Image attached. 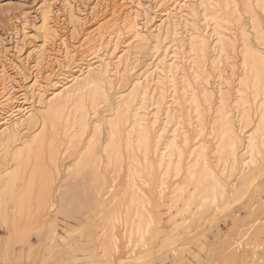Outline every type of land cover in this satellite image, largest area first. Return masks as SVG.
Instances as JSON below:
<instances>
[{"label":"rangeland","instance_id":"obj_1","mask_svg":"<svg viewBox=\"0 0 264 264\" xmlns=\"http://www.w3.org/2000/svg\"><path fill=\"white\" fill-rule=\"evenodd\" d=\"M71 1L0 0V72L6 71L8 75L12 74L11 76L17 80L16 84L19 87L22 86L26 89L33 83L36 74L41 76L40 73H37V59L41 51L49 50L50 45L53 46L52 41L57 40L59 45L65 39V41H69L71 47H73V43L78 46L84 40L86 34L91 33L100 24H104L113 17L112 13L119 8V3H125L124 0H117L118 2L113 0ZM248 1L250 2V9L243 6L242 0H220L216 7L211 6L210 10H206L205 6L202 7L198 2H189V6L182 12L183 14L179 12L180 15L184 16H182L179 25L176 26L178 33L173 34L176 40L171 43L173 45L172 50L177 49L176 51L179 52L178 58H173V60L179 62V73L177 75L179 86L184 84L183 78L187 76L189 80L194 82L198 91L207 86V90L210 89L214 92L218 87V80L214 78L217 70L212 69V60L215 55L212 50H209L206 65L203 66V59L192 51L191 42L195 34H193L194 23H192L191 11L197 10L199 13L197 24L201 27L206 22V20H203L206 14L217 12V19L223 24L222 31H224L227 49L223 51L220 65L231 81L226 91L228 92L229 109L232 112L234 111L232 107L234 106L233 100L236 99L237 91L240 89V82L246 77V71L242 67V51L247 43L255 50L261 49L260 40L262 37L261 27L264 25V9L261 4L257 5L254 0ZM142 2L146 3L145 0H142ZM70 4L74 5V10L79 14L70 15ZM237 4L240 5L239 9L236 7ZM48 5L51 6L52 10L50 24L55 33H52L46 40L42 14L44 8ZM156 10L155 6L151 4L150 16L156 17L158 21L155 18L149 21L146 16H142L140 20L142 33L146 38L145 41L140 37L126 35L122 38L125 41L124 44L113 51H108L107 57L110 56L109 58H115V60L119 56L128 54L129 62L128 67L122 65L119 69L120 77L117 75V86L107 101L106 108L98 109L101 112L100 119L103 121L111 115L112 108L117 103V91L122 89L124 85L122 77L127 76L128 79L125 85L129 87L132 82L138 79L141 68L150 61L149 58L156 40L152 36L157 34L156 29L160 23V17L157 16L159 12H156ZM127 11L126 9L123 13L122 10L120 15H125ZM105 15L108 16V19ZM240 17H243V25L248 32V40L241 29ZM172 23L170 27H173ZM255 24L258 25L259 33L254 28ZM80 26L82 27L80 28ZM215 27L216 23L211 20L207 32L213 38L211 39L213 41L212 46H215L218 41L217 36L214 34ZM79 30L80 32H78ZM172 30L175 31V29ZM167 39L169 40V38ZM182 54L185 59L179 60V56ZM171 55L170 58L174 57L175 53L171 52ZM93 57H95V54L89 57L88 60ZM95 60L92 59L91 63L98 65V61L95 62ZM66 65L67 67L61 69L64 70V73L70 75L72 72H76L77 67L75 68L71 63H66ZM132 67L133 69H131ZM72 68L74 70L70 72ZM129 69L131 70L128 71ZM205 69L212 72L211 83L208 85L205 81L207 75ZM61 70L59 69L57 73ZM198 75L201 80L197 85ZM46 76L43 77L42 75L45 79L41 81L43 82L40 92L42 98L52 97L53 92H57L60 85L68 81L60 75L54 77L55 80L53 79V82H51L46 80ZM164 84L165 86L169 85L168 79H164ZM248 91L249 97L253 98V89L250 88ZM22 93H26V91ZM19 98H21L20 102L22 103L19 102V104L21 107L23 106L22 110L23 108L26 110L36 109L42 104L38 102L37 95L30 93L21 95ZM176 98L181 101V106L178 108L176 100L171 98L170 106L180 121L177 140L186 152L187 158L178 179L177 176H173L163 187H157V190L165 188L163 197L160 200L161 207L158 208L153 203L147 204L146 213L150 216V220L155 223L151 230L145 231L147 235H144L143 239L142 236L136 233V227L139 225L136 207L133 206L128 210L126 203L131 193L136 196L140 190L143 192L150 188L148 170L144 166H140L143 178L137 182L135 188H132L126 170L117 176L115 165L108 166L107 171L109 172V178H111L110 181L115 180L112 182L113 185L109 193L104 198L103 204L105 206L102 211L97 212V203L100 199V196H97L98 199L92 202L84 201L76 208L77 210L65 214L63 213L62 196L70 187L79 184L80 180L71 177L68 172V169L72 168L74 164L77 151H71L68 156H65L64 152L68 150H64L56 162L51 161L48 165L52 182L49 190L50 195L46 200L47 210L43 212L45 215L43 221L39 210V202L37 201L38 186L28 190L27 180L33 165L28 167L25 180H21L14 186L0 184V205L2 209L0 212V242H2L0 244V264H112L113 261L115 264H177V262L179 264H193L194 261L196 264H200V261H205L207 264H235L236 261L245 262V264H260V261L264 260V169L261 167L262 143L259 133H256L258 136L256 143L259 150L257 162L249 169L242 171L239 162L236 161L233 165L235 171L232 169V176L220 178L222 181L221 189H223L224 194L220 196L219 204L228 203L227 206L229 207L219 214H215V208L211 203H206L210 198L202 199V195L205 193L200 174L204 171V164L200 161L199 167L195 166V179L191 178L192 176L189 175L187 169L197 163V150L201 145L208 149V158L213 155L212 146L209 142L210 137L207 133L210 132L216 117L214 110L220 106V97L215 92L212 99V108L204 110L205 135L199 140L195 136V129H198L197 126L199 125L198 118L193 113V125H190L188 113L186 112L187 108H185L187 104L186 96L181 88L176 93ZM113 101H115V104H113ZM263 103L264 99L259 97L253 100V110ZM91 119H95V114H92ZM165 120L166 113L163 112L160 126L163 125L162 122H165ZM251 125V127L248 126L245 129L246 136L255 132L254 122ZM35 129L36 127H33L27 130L26 133H33ZM184 133H187L191 138V142L187 145L183 143ZM173 134L175 133L171 132L170 136ZM4 157L5 155L2 153L0 155V166L2 163H6ZM156 159L158 157L154 158L155 161ZM6 160H8V157ZM106 166L104 164V167ZM13 168V163H11L2 170L5 173ZM5 169L7 170L5 171ZM85 187L87 186L85 185ZM89 192L91 193V191ZM51 205L53 208L49 207ZM201 205H204L203 209ZM116 208H121V217L125 221L116 222L113 229V238L108 227L102 223L95 228L93 236L81 235L85 228L92 227L95 220L102 222L105 212ZM4 214L9 226H6L3 222ZM142 225L144 226V223ZM248 229L250 230L247 240L252 245H249V249V246L247 247L248 251H238L237 259L233 260V257H229L232 254L233 241L235 242ZM11 240L15 242L14 245L10 248L6 247L4 243ZM107 242L109 246L105 249L104 243ZM231 244L232 246H230ZM116 247L120 249L119 252H114ZM131 256H135V258L129 259ZM121 260L124 261L120 263Z\"/></svg>","mask_w":264,"mask_h":264},{"label":"bare ground","instance_id":"obj_2","mask_svg":"<svg viewBox=\"0 0 264 264\" xmlns=\"http://www.w3.org/2000/svg\"><path fill=\"white\" fill-rule=\"evenodd\" d=\"M113 1L118 2L119 0ZM145 1L146 3H143L142 0H124L125 3H119V8L112 13L113 17L107 22H103L104 24H100L94 31H91V33L86 34L84 40L80 42L78 46L71 43L73 45V47H71L70 43H68L69 41L67 42L65 39L60 42L59 45L56 39V41H52L53 46L51 47L50 45L49 50L41 51L37 59V73H40L41 76L36 74L34 81H32L33 83L26 89L23 87L25 90L22 86H20V88L19 85L16 84L17 80L11 76L12 74L8 75L6 71L0 72V155L2 153L5 155L4 161L6 162L2 163L0 166V184L14 186L21 180H25L28 167L33 165L27 180L29 184L28 190H31L34 186H38L37 201L39 202L42 221L45 217L43 212L47 210L46 200L50 195L49 190L52 182L48 165L51 161L56 162L64 150H69L68 146L72 144L74 140L76 146L72 151H77V157L74 160L73 166L81 157H84L90 166L89 178L87 181L80 180L79 184L70 187L63 194V213L66 214L70 211H75L82 202H92L98 199L97 196H100L97 203V212H101L105 206V204H103L104 198L109 193L113 185L112 182L115 180L112 179L113 181H110L111 178H109V172L107 171L108 166L115 165L117 176L121 175L122 171L126 170L129 184L132 188H135L137 182L142 180L143 175L141 174L140 166H144L148 170L150 188L143 192L140 190L136 196L131 193L126 203V208L128 210L133 206L136 207V214L139 217V225L136 227V233L140 236H144L145 231L148 230L147 225L150 221V216L146 213L147 204L153 203L156 207H161L160 200L163 197L165 188L157 190V187H163L168 180L176 176L178 169L180 173L183 170L184 161L187 157L186 152L182 149L177 140V133L180 129L176 128V125H178L180 121L178 120V116L173 112L170 104L171 99L177 100L176 93L180 88L183 90L185 96L186 94L184 93L185 84L179 86L177 81L178 73L176 69H179V62L173 60V58H178L179 52L176 51V48V50H172L173 45L171 43L176 40L173 34L178 33L176 31V26L179 25L182 16H184L180 15V13L187 8L185 5L189 6V2L194 1L195 3L198 2L199 5H205L206 10H208L211 6L218 4L220 0ZM242 2L246 9H250L251 6L248 0H242ZM254 2L260 5L262 0H254ZM106 3L108 4V2ZM151 4L157 9L156 12H159L157 16L160 17V23L156 29L157 34L152 36L155 37L156 40L153 44V52L149 58L150 61L141 68L137 77L138 79L132 82L129 87L125 85L128 79L127 76L122 77L124 79V85L122 89L117 91V103L112 108L111 115L105 119L106 124L110 125L113 118H115L121 123L122 127L119 129L116 141L112 145L108 144L110 129L106 127L105 140L103 141L104 146H100V141L98 139L95 155L89 156L87 154V148L88 145L92 143V137L81 135L84 121L91 119L92 114H95L93 111V109L96 108L95 101L105 92L107 93V101L110 99V96L117 86V75L120 77L119 69L122 65L128 67L129 62L128 54L119 56L116 58L117 60H115V58H109L110 56L107 57V54H109L108 51H113L124 44L125 41H123L122 38L126 35L140 37L143 41L146 40L142 33L140 20L142 16L149 18V21L154 18L156 19V17L150 16L149 11ZM73 6H70V15L72 14L74 16L76 11ZM126 9L128 11L125 15L123 14L124 16H121L120 13H122V10L124 13ZM51 13V6L48 5L44 8L42 14L43 30L46 40H48L52 33H55L50 24ZM76 14H79V12ZM198 14L197 10L191 11V15L193 16L192 23H194L193 34H195L194 38L197 45L195 53L203 59V66H205V57L207 58L208 51L212 50L215 55L212 60V69L217 70L214 78L218 80V87L214 92L210 89V91L207 90V86L198 91L194 82L188 79L193 87L186 96L185 100L187 104L185 108H187L186 112L188 113L190 125H193L192 114L195 113L199 121V125L197 126L199 128V117H203L204 120V110L212 108L214 93L216 92L220 97V106L214 110L216 117L210 128V132L207 133L208 137H210L209 142L212 146L213 155L208 158V153L206 154L208 164L200 174L205 193L202 195V199H206L207 197L216 199L224 194L223 189H221L222 181L220 178L224 177L222 174L225 169H227L228 176L231 177L233 165L236 161L239 162L240 170L243 171L249 169L258 160L257 155L259 150L256 143L258 136L256 133H260L261 121L264 120V109H262V104H260L253 110V100H256L260 95L258 88L259 81L257 79L260 66V49L255 50L247 43L242 51L241 58L243 69L245 70L244 62L246 57L249 58L250 66L245 70L246 77L242 79L245 83L242 84L240 82V89L237 91L236 99L233 100L234 106L232 107L234 111L232 112V110L229 109L228 92L226 91L231 81L226 75V71L222 69L220 65L223 51L227 50L224 40V31H222L223 24L217 19V12H214L204 16L203 20H206V22L201 27L197 24ZM107 15H105L106 19H108L109 16ZM166 19H168V21H166ZM156 20L158 21V19ZM200 20L202 19L200 18ZM211 20L216 23L214 34L217 36L218 41L215 46H212L213 41L211 39L213 38H211V35L207 32V27ZM84 23L86 25L85 21ZM171 23L173 27H170ZM81 27L82 26H80V28ZM254 28L259 33L257 24L254 25ZM172 29H175V31ZM82 31L85 32V30ZM78 32H80V30ZM151 35L153 34L151 33ZM167 38H169V40ZM246 38L247 40L249 39L248 35ZM193 43L194 41L192 39V51ZM171 52L175 53V56L172 58H170ZM94 54L95 57L90 59H96L95 62L98 61V65L88 60L89 57ZM182 59H185L183 54L179 56V60ZM66 63H71L75 68L77 67L76 72H72V70H74L72 68L70 71L72 73L70 75L64 73V70L62 71L61 69L67 67ZM253 68L256 69L255 73L253 72ZM59 69L61 73H57ZM89 69H92L91 76H89ZM131 69H133V67ZM206 71L207 75L205 81L208 85L211 83L209 78H211L212 72ZM42 75L43 77L47 75L46 80L51 82H53L54 77L60 75H62L63 79L68 81L61 84L59 90L57 86V92H53L52 97L42 98L40 94L43 83L41 82L43 79ZM173 77H176V84L179 86L178 89L173 84ZM165 78L168 79V86L164 84ZM250 88L253 89V98H250L248 94V89ZM24 91H26L27 94L37 95L39 98L38 102L42 103L41 106L36 109L32 108L31 110H26L23 108L22 110L23 106L21 107L20 105L22 102H20L21 98H19V96L26 94L22 93ZM205 91H207L212 98L211 103L205 104ZM222 91L225 94L224 98L221 97ZM241 93H244V95L242 96ZM193 96L197 97L200 103L201 111L199 117L196 110L197 105L195 103H189V100H191ZM222 99L227 102L222 103ZM169 109H171V114L169 113ZM163 112L166 113V120L162 122L163 125L160 126ZM253 122L255 132L246 136L245 130H241V124L243 123L246 129ZM54 125L55 128L53 127ZM165 125L168 127L165 128ZM33 127H36L33 133H26L27 130ZM149 128H151V146L150 148H145L143 145L144 133L148 131ZM213 128L215 129L214 131ZM87 130L95 133V125H92ZM196 130L197 129H195V131ZM160 132L164 133L163 137H160ZM171 132L175 134L170 136ZM185 134L186 133H184V135ZM187 136V144H189L191 138L189 135ZM234 142L237 143L235 151L232 149V144ZM203 149L204 146L201 145L197 150V163L201 161L204 164V161L201 159ZM181 151H183V160L180 158ZM145 156L147 157V163L143 162ZM7 157L8 160H6ZM155 157H158L156 161L154 160ZM11 163H13L14 168L9 172L5 169L6 172L4 173L2 169ZM197 163L187 169L190 176L194 175ZM104 164L107 166L104 167ZM161 165H163V167H161ZM85 185L87 187H85ZM89 191H91V193ZM227 205L228 203L219 204V211L214 210L215 214H219L226 210V208L229 207ZM49 207L53 208L52 205ZM1 210L0 205V212ZM5 213L7 214V212ZM121 216V208L109 210L104 213L102 222L95 220L92 227L88 226L85 228L81 235L86 234L89 237L93 236L95 228L102 223L108 227L112 234L111 237L113 238V229L116 222H120L121 220L122 222L125 221ZM3 217L4 224L9 226L5 219L6 215L4 214ZM142 223H144V226ZM249 230L250 229L244 232L235 242L233 241L232 254L230 253L231 255L229 256L233 257V260L237 259L238 251H246L247 247L252 245V243L247 240ZM12 241L13 240L6 241L4 245L10 248L15 243ZM241 242H243V247H240ZM1 243L2 242H0V244ZM232 244L230 246H232ZM108 246V242L104 243L105 249H107ZM134 258L135 256H131L129 259L132 260ZM123 261L124 260H121L120 263Z\"/></svg>","mask_w":264,"mask_h":264},{"label":"snow or ice","instance_id":"obj_3","mask_svg":"<svg viewBox=\"0 0 264 264\" xmlns=\"http://www.w3.org/2000/svg\"><path fill=\"white\" fill-rule=\"evenodd\" d=\"M202 7L205 5H201ZM214 7H216V5H213ZM185 7H187V5H185ZM237 9H239L240 5H236ZM261 7L264 8V0H262L261 3ZM240 25H241V29L244 31L245 37H247L248 33H247V29L244 28L243 25V17H240ZM261 31H262V37L260 40V44H261V49H260V66H259V75L257 76V79L259 81L258 84V88H259V98L260 99H264V25H262L261 27ZM193 51L195 52L197 50V45L195 43V38H193ZM205 59H207L205 57ZM250 66V61L249 58H245V62H244V68L245 70H247ZM177 73H179V69H176ZM206 71V69H205ZM234 71V69H233ZM256 69L253 68V72L255 73ZM92 74V69H89V76H91ZM184 93L187 94L189 93V90L193 87L192 83L188 80L187 76H184ZM210 79V78H209ZM201 80V77L198 75L197 76V85L199 84ZM230 83V82H229ZM242 84L245 83V81H241ZM173 84L177 87L178 89V85L176 84V77H173ZM241 95L243 96L244 93H241ZM225 94L222 91L221 92V97L224 98ZM204 99H205V104L211 103V97L209 96L208 92L205 91L204 92ZM226 100L222 99V103H226ZM189 103H195L197 105V113H198V117H199V113L201 111L200 108V103L197 97L193 96L191 100H189ZM96 104V108L93 109V111L95 112V119H87L84 121V126H83V130L81 135L82 136H91L92 137V143H90L88 145L87 148V154L89 156H94L95 155V151L97 148V140L99 139L100 141V146L103 147V137L105 135V129L106 127L110 129V135L108 138V144L112 145L114 144V142L116 141L117 138V134L119 129L122 127L121 123L118 122L115 118H113L112 122L110 125L106 124L105 121L101 120V112L98 109H105L106 105H107V93L105 92L98 100L95 101ZM113 104H115V101H113ZM176 104L178 106V108L181 106V101L179 99L176 100ZM262 109H264V104L261 105ZM169 113L171 114V109H169ZM200 118V127L196 130L195 132V136L196 139L199 140L201 137H203L205 135V125H204V120L203 117H199ZM92 125H95V133L89 132L87 129L89 127H91ZM252 125H249V127H251ZM55 128V125L53 126ZM168 126L165 125V128H167ZM177 128L180 127V125H176ZM215 129L213 128V131ZM241 130H245L244 128V124H241ZM160 137H163L164 133L160 132L159 133ZM260 137H261V143H262V147H261V167L262 169H264V120L261 121V128H260V133H259ZM151 128L148 129V131H146L144 133V139H143V145L145 148H150L151 146ZM175 142V141H174ZM183 143L185 145H187L188 143V136L187 133L185 134L184 138H183ZM76 146V142L75 140L73 141L72 144H70L68 146V151L64 152L65 156L69 155V152H71L73 150V148ZM237 147V143L234 142L232 144V149L233 151H235ZM207 152L208 149L204 148L203 149V154L201 156V159L204 161L205 167H207L208 161H207ZM195 155V153H194ZM180 158L181 160H183V151L180 152ZM144 163H147V157H144ZM89 164L87 163L86 159L84 157H81L80 160H78L75 165L72 168L68 169V172L70 174L71 177H75L78 180H83V181H87V179L89 178ZM161 167H163V165H161ZM197 167H199V162L197 163ZM233 171H235V168L233 169ZM177 179L180 176V172L179 169L177 170L176 173ZM223 176L225 178H227L228 176V172L227 169H225ZM192 179H195V175H193L191 177ZM225 193H226V189H225ZM206 203H211V205L213 206V208H215V210L219 211V198L217 197L216 199H209V201H206ZM204 205H201V208L203 209ZM119 222V221H117ZM155 222L154 221H149L147 227L149 230H151V228L153 227V224ZM144 235H147V233H144ZM143 239V236L141 237ZM240 247H243V242L240 243ZM120 249L118 247L114 248V252H119ZM112 264H115V262L113 261ZM177 264H179V262H177ZM193 264H196V262L194 261ZM200 264H207V262L205 261H200ZM235 264H245V262H241V261H236ZM260 264H264V260L260 261Z\"/></svg>","mask_w":264,"mask_h":264}]
</instances>
